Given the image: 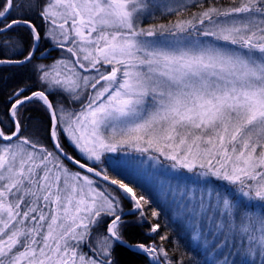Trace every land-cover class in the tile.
<instances>
[{
  "label": "snow or ice",
  "instance_id": "6c2138e0",
  "mask_svg": "<svg viewBox=\"0 0 264 264\" xmlns=\"http://www.w3.org/2000/svg\"><path fill=\"white\" fill-rule=\"evenodd\" d=\"M0 65L35 77L0 110V264H118L117 247L185 264L166 233L129 238L150 202L108 153L178 173L151 217L170 211L208 264H264V0H0Z\"/></svg>",
  "mask_w": 264,
  "mask_h": 264
},
{
  "label": "trees",
  "instance_id": "16d2710c",
  "mask_svg": "<svg viewBox=\"0 0 264 264\" xmlns=\"http://www.w3.org/2000/svg\"><path fill=\"white\" fill-rule=\"evenodd\" d=\"M163 22H167V21H163ZM37 23H39V21H37ZM20 34L27 37V33L24 31H22ZM58 52H60L59 49L49 46L48 58L47 59L40 58L39 62L46 61L48 63L49 61H53L55 58L59 57L60 53ZM8 55H12V53L9 52ZM21 81H27L33 84L35 83V77L33 76V72H32V65L0 66V110H3V108L6 106L9 93H11L13 88ZM28 114L33 118L34 121H46L47 119L44 112L38 108L29 109ZM65 148L71 154H73L69 149V147L65 145ZM127 201H128L127 199L123 200L124 210L130 208V203L129 201L128 202ZM151 208H152L151 206L144 208L145 214L148 216V221H146L142 227H134L130 229L128 233L129 238L133 240H139L142 242H151L152 239L154 238L155 243L160 244L161 241L159 240V236L166 233L169 239L164 241L163 244L167 249H169L170 252L174 247H176V245L172 243L173 241H175L179 245V247L176 249L177 255L183 254V259L185 260V264H189V261H191V264H202L200 262L197 263L196 258L189 249V247H185L186 245L189 244V241L183 239L182 237L177 236L176 232L173 231V229L168 225L166 220L161 215L159 218L151 217ZM257 211H259V209ZM126 218L128 219L133 218L132 221L138 219L136 215H130L125 217V219ZM157 222L160 223L161 225L160 232L155 233L154 235L147 234L146 231L148 230L149 224L157 223ZM101 229L103 231V226L101 227ZM115 259L118 261V264H146V261L144 260L143 257L123 247H117L115 252ZM237 264H240L239 260H237Z\"/></svg>",
  "mask_w": 264,
  "mask_h": 264
},
{
  "label": "rangeland",
  "instance_id": "374dc122",
  "mask_svg": "<svg viewBox=\"0 0 264 264\" xmlns=\"http://www.w3.org/2000/svg\"><path fill=\"white\" fill-rule=\"evenodd\" d=\"M58 53H60L61 55V50ZM64 55H67V53H64ZM40 63L47 65V64L52 63V61H49L48 63L46 61L45 62L41 61ZM65 145L69 147V149L75 156H78V153L76 152V150L73 148L72 145L67 143V141H65ZM126 159H128V157L122 154L108 153L107 154V168L109 171V175L114 178H118V179L123 178L125 183H128L129 181H134V183L129 184V187H132L133 191H135L138 196L140 194H144L146 198L149 199L150 203L149 205H146L145 207H148V206L156 207L153 201L158 195V192H157L158 179L157 178L160 177L162 173L165 176H174V175H178V173L173 172L171 169H166L162 165H156V167H152L151 161H147L143 171L141 173H137L132 168L123 167V162ZM161 160H163L162 157H161ZM167 163H168L167 161L164 162V164H167ZM185 175H190V174L186 173L185 171ZM129 203H130V207H132L133 202L129 201ZM122 204H123V201H122ZM157 211H161V216L166 220V222L173 229V231L176 232L177 236L182 237L185 240H188L186 235L183 232L181 223L179 221L172 220V213L170 211H168L167 209L161 210V208L159 207H157ZM136 217L138 218L137 215ZM126 220L132 221L133 218H129V219L126 218ZM96 231H102V229L101 228L94 229V232ZM146 233L150 235L155 234V233H149L148 230L146 231ZM189 249L194 254L197 263L200 262L202 264H208V258H206L203 249L197 247V244L195 243L191 244ZM236 259L240 261L239 257H237Z\"/></svg>",
  "mask_w": 264,
  "mask_h": 264
},
{
  "label": "water",
  "instance_id": "95a60500",
  "mask_svg": "<svg viewBox=\"0 0 264 264\" xmlns=\"http://www.w3.org/2000/svg\"><path fill=\"white\" fill-rule=\"evenodd\" d=\"M0 66H2V65H0ZM10 66H17V65H10ZM82 172H84L85 170H81ZM103 183H107V182H103ZM113 188H115L116 186H112ZM124 195H127V194H124ZM128 200H130L131 201V199H130V197L129 198H127ZM132 209V208H131ZM131 209H129V210H131ZM129 210H126L125 212H129Z\"/></svg>",
  "mask_w": 264,
  "mask_h": 264
}]
</instances>
